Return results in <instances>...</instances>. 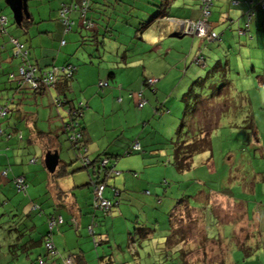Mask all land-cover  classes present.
Wrapping results in <instances>:
<instances>
[{
  "label": "crops",
  "instance_id": "crops-1",
  "mask_svg": "<svg viewBox=\"0 0 264 264\" xmlns=\"http://www.w3.org/2000/svg\"><path fill=\"white\" fill-rule=\"evenodd\" d=\"M218 1L213 4L218 9L211 10L209 17L210 27L219 36L215 46L206 45L200 37L188 44V52L195 50L194 55L199 50L209 54L208 58L213 62L207 74L217 75L219 81L210 84L216 96L211 99L200 97L206 106L211 107L210 113H204L202 117L208 118L211 114L217 123L221 118L223 123H231L233 120L228 111L233 112L234 119L242 121L244 117H250L251 111L254 114L259 108V123L264 128V98L259 106H252L249 95L252 88H257L264 96V69L256 73L255 67L260 58L264 59V12L256 9L250 25L252 35L239 37L237 33V39L232 27L236 25L239 28L244 23L246 0ZM121 2L89 0L91 11L88 16L96 22L94 14H99L102 23L112 26L109 23L112 17L123 12L119 6ZM135 4L137 9L149 15L148 18L155 14L164 15L147 25L142 23L148 18L143 19V15L137 11L133 19H127L130 22L127 26L135 24V37L139 32V41L154 46L155 51H151L148 57L149 70L142 67V75L137 63L142 59L140 53H146L144 48L147 44L135 55L128 56L124 52L121 56L124 66H98L97 74L90 76V67L78 64L75 72L69 76L72 82L69 77L61 75L53 87L33 92L28 84L10 80L9 75L16 74L19 61L11 56L10 44L1 47L5 37L0 35V103L7 99L12 102L10 112L0 119L4 132L0 138V171L8 168L5 176L0 175V264H264V162L260 169L254 167L250 170V180H238L237 184L229 175L218 173L219 166L210 161V149L194 153L184 169H178L174 163V145L179 141L177 131L181 124L176 125L181 105L178 99L181 103L185 102L186 92L191 88L189 80L201 77L196 68L188 72L183 69L184 76L188 75L182 83H177L179 68L176 64L182 61L183 53L171 45H163L167 41H174L167 38L170 33L171 38L178 36L177 41L184 40L181 38L183 35L176 34L177 24L174 20L196 19L199 0H135ZM30 13L26 20L23 17L21 24L27 34L23 42L29 49L31 62L39 69L61 66L56 62H70L57 52L56 44L63 38L59 41L58 34L48 26L41 29L32 26L34 19ZM78 14L74 10L70 16ZM7 32L10 31L7 29ZM100 34L102 39L114 44L117 57L118 39L112 40V37L102 35V31L98 30L90 32L89 36L96 41ZM236 42L240 43L235 47ZM139 46L140 43H137L136 47ZM205 49H208L207 52ZM185 58H188V54L182 61L184 65ZM145 77L157 78L154 87L143 83ZM100 81L107 84L99 85ZM206 81L203 79V84ZM237 81L238 84L234 83ZM47 90L52 102L61 97L70 101L68 105L74 108L79 101L83 102L80 121L85 133L86 153L91 159L108 155L117 171L108 175L100 173L105 179L104 196L113 202L109 214L92 207L88 183L95 167L87 170L75 157L68 155L65 136L60 135L62 122L67 119L64 117L67 105L54 104L65 111L61 113V123L48 119L54 111L49 109L46 98L41 96ZM224 90L238 94L241 111L233 109L236 107L234 103L223 102L221 97ZM138 93L145 98L141 106H138ZM187 105L186 102L181 116L185 124L188 121L185 115ZM216 105L222 109L215 108ZM217 110L219 114L216 116ZM250 121L253 123L252 119ZM191 123L194 127L189 130L187 124V132L181 140H190L194 136L199 116H193ZM204 130L207 129L198 131ZM135 139L139 142L140 150L125 154L124 151ZM34 143L56 148L45 150H57L58 160L51 174L35 166L38 160L32 157L29 149ZM199 153L201 156L197 157ZM32 158L34 161H31ZM205 173L212 177H204ZM18 175L27 179L23 193L30 188L31 197L16 190L13 178ZM224 190L230 192L225 193ZM34 204L40 205L41 210H31ZM50 213L60 214L63 218V222L50 233L58 251L56 255H48L42 241L48 232L46 216ZM189 216L190 221L194 222L187 229L185 220ZM208 216L210 223L218 229L216 236L208 235V231H211L207 225ZM225 219L226 222H220ZM92 220L96 243L87 231V225ZM223 226L228 230L223 232ZM188 230L194 237L188 236ZM225 234L224 239L220 240L219 235ZM199 235L202 240L198 243ZM148 238L165 241L164 249H161L165 254L163 262L143 263L138 247ZM111 240L116 243L115 249L97 248V242L111 244ZM124 241L125 251L132 256H127L120 249ZM67 255L70 261L65 263Z\"/></svg>",
  "mask_w": 264,
  "mask_h": 264
},
{
  "label": "rangeland",
  "instance_id": "rangeland-1",
  "mask_svg": "<svg viewBox=\"0 0 264 264\" xmlns=\"http://www.w3.org/2000/svg\"><path fill=\"white\" fill-rule=\"evenodd\" d=\"M73 1L74 0H27L28 12H31L30 14L32 15V18L34 19V23L32 24V26H35V25L39 26L40 29L44 26H48L50 30L54 29V32L58 34L59 41L61 40V38L64 39V44H61V43L56 44L57 52L61 54V56L64 55L63 57H66L65 60H70V62L66 61L63 64L71 63L72 65L75 66V69H76V66H78V64L79 66L88 65L90 67L88 73L90 76H93L97 74L98 66L105 67V68L117 66L118 64L124 66L123 61L121 60V56L122 54H124V52L128 56L135 55L137 54L136 52H138V50L142 51V47L147 44V46H145L144 48L146 53L144 52L140 53V56L142 57V59L137 64L138 65L140 64V70L142 67H145V69L149 70L150 62L148 61V57L152 53L151 51H155L153 50L154 46L151 45L150 43L139 41V32H137L136 37H135V29H136L135 24L134 26L132 25L127 26V24H130V22H128L127 19H133V15H135V11L141 13L143 15L142 17L143 19H147L149 17V15L144 14L143 10H139L136 8L138 6L137 4H135V0H121L122 2L119 4V6H121L120 8H123V12H119L117 16L112 17V19L109 22L110 24H112V26L105 25V23L101 22L102 16L99 14H94V17H96L95 25L92 28L91 27L84 28L80 22L81 16L78 14V16L76 15L71 16V18L74 19L75 24L70 30L65 32L63 31L64 28L58 19L57 9L61 3H71ZM214 2L213 4H216L217 0H214ZM218 2L220 3V0ZM88 3H89V0H88ZM217 9H218L217 5L211 8V10H217ZM90 11L91 10H88V14ZM261 11L264 12V9ZM0 12L4 13V15H6L8 18V23L6 27L8 31H10L9 34L16 36L20 40L23 41L27 37V34H25L23 28L18 26V24L14 20L13 13L10 7L5 3V0H0ZM26 19L27 17H24V20ZM123 20L126 21L124 22V24H122ZM211 20H213V15H212ZM211 20H210V23H211ZM76 25H78V27ZM104 29H106L107 31ZM237 29L238 27L236 25H233L232 32L233 34H235L236 38L238 39L240 36H243V35H238L239 36L238 37ZM97 30L102 31V35H107V37H112V40L118 39L119 54L117 55V57L115 56V53H114L116 48L113 47L114 44L112 42L109 43L106 41V39H102L101 34L98 36V39H96V41H94L93 38L89 36L90 32L97 31ZM170 34H168L167 38L173 39L174 41L173 42L167 41L166 43H164L163 46L168 47L169 45H171L178 52H182L183 55H181V58H180L182 59V61H184L183 60L184 57H186V54H188V58L187 59L185 58V65L182 61H179L178 64H176L177 67L179 68V76L176 82L182 83L183 82L182 80H184L183 78H185L188 75L186 74L184 76L183 69H185L188 72L191 68L198 69L200 73L199 76L202 79H207V81L201 86H193V94L189 95V97L185 99V102L181 103L178 99V102L181 104L179 108V113L177 114V118H176V125H178L181 122V116L184 111L185 103L186 102L188 103V107L192 106L193 104H195L193 99L195 97H198V95L201 97H205V98L207 97L208 99L213 98L214 96H216V93L214 89L210 87V84L215 83V82L219 83V81L217 79V75L215 74L211 75V73L207 74L210 71L212 67V62H213L210 58H208L209 54L202 52L203 55L205 56V66L204 67H201L200 65H197L192 61L195 50L188 52V49H189L188 44H190V41L192 44V42L196 41L199 37L195 35L193 36V35L185 34L181 36V38H184V40L177 41L176 37L178 36H175V37L172 36L171 38ZM102 40L104 41L103 44L101 43ZM137 43H140L139 48L136 47ZM239 43L240 42H236L235 47L238 46ZM206 45H209L210 47L215 46V40L206 42ZM149 48H152V49L149 51ZM207 50L208 49H205V52H207ZM56 63L57 65H63V64H60L59 62H56ZM252 64H255V63H252ZM260 64H262V66H260ZM263 64H264V59L260 58L259 64L258 63L255 64L256 73H258L260 69H264V68H261V67H264ZM132 66H135V64H132ZM246 66L249 67L247 63H246ZM142 73H143V70L140 71V75H142ZM144 73H146V71ZM68 79H70V82H72L71 77H69ZM192 80H194V78ZM192 80H189L188 83L192 84V82H190ZM234 83L238 84V81ZM252 89H250L252 91L249 93L252 106H259V103L263 101L264 96L260 95V92L258 91L257 88H252ZM222 92H223V96L221 97V99L223 100L224 103L230 102L232 105L234 103L236 107H233V109H237L238 111L242 110L240 106L241 98L238 96L237 93L233 95L227 90H224ZM31 96L33 97L34 94L31 93ZM41 96H44L46 98L49 109L54 111V114L49 116L48 119H52V120L55 119L58 121V123H61L60 122V116H62L61 113L65 112L63 107L57 108L54 106V103L52 102V98L49 95L48 90L45 93H42ZM30 102L34 104L33 100H30ZM210 108L211 107L206 106L201 101H198L196 103L195 107L193 108L191 113L188 115L187 124H188L189 130H191L194 127L193 125H191L192 124L191 118H193V116L198 115L199 124H197L196 126L197 128L196 131L203 130V129H209L208 133H209L210 141H211V150H209L208 155L209 154L211 155L210 161L213 162L216 166H219L218 173L220 175H225V174L226 176L229 175V177L231 178V180L234 181L235 184H237L238 180L239 181L250 180L251 179L250 170H252V168L254 167L260 169L259 167L262 166L264 162V142H263L264 141V128L259 123V116H258L259 114L257 111L259 110V108H257V110L254 111L255 115L251 114L252 113L251 111L250 117H244L242 121H239L238 119H234L233 112L228 111L227 114H229L230 118H232L231 120H233L231 123H223L222 118L218 120L219 123H217L216 118L213 119V116H211V114H210L211 117L209 116L208 118L207 117L203 118L202 116L205 115L207 112L210 113V110H211ZM215 108L222 109V107H220L219 105H216ZM218 114L219 113L217 110L215 112V115L217 116ZM250 119H252L253 123H251ZM210 121H213V122L208 123ZM60 135L65 136L64 144H67L68 146V149H67L68 155L69 156L72 155V157H75V153L70 148L69 141L66 139L67 137L66 133L62 132L60 133ZM34 144L35 145H32L29 149H30V152L32 153V157H36L38 160L35 166H38L39 170H44L43 171L44 173L47 172L48 174H51L52 171H48L44 166L45 165L44 158L46 155L45 150L46 149L54 150L56 148H53L54 146H45L46 147L45 148L43 145H40L39 143H34ZM196 156L197 157L201 156V153L197 154ZM194 162L196 161L194 160ZM192 172L193 171H190V173ZM205 176L212 177L211 174H207V173L204 174V177ZM252 177L254 178V174ZM26 182H28L27 179H26ZM226 183H228V180H226ZM224 192L229 193L230 191L224 190ZM21 194H24L28 197L32 196V193L30 192V188H27V193L21 192ZM206 212L209 213V210H206ZM210 221H211L210 216H208L207 225H209L208 226L209 230L211 229V231H208V235L216 236L218 235L217 234L218 229L216 228V225L210 223ZM222 221L226 222L227 220L226 219L220 220V222ZM185 222L188 223V226H187V229H188L192 226V223L194 221L191 222L190 216H189L186 218ZM227 230L228 228L226 226H223V232ZM188 232H189L188 236H190V238L194 237V235L190 233V230H188ZM226 235L227 234L221 235V237L219 235V239L220 240L221 238L224 239ZM200 236L201 235L198 236V243L202 240L200 239ZM204 241H206V239H204ZM220 242L221 241H219V244L221 245ZM110 243L111 244H109V242L107 243L98 242L97 248L98 249H101V248L110 249L111 247H113L115 249L116 248L115 241L111 240ZM164 243H165L164 240L154 239V238H148L145 242H143L142 246L138 247L140 258L142 259L143 263L144 261H147V262L155 261L157 263L159 261L163 262L162 259L164 258L165 254L164 252L161 251V249H164ZM125 246L126 244L124 241V244L120 246V249H123V252L127 256L128 254L129 256H132V254L125 251L124 249L126 248Z\"/></svg>",
  "mask_w": 264,
  "mask_h": 264
},
{
  "label": "built area",
  "instance_id": "built-area-1",
  "mask_svg": "<svg viewBox=\"0 0 264 264\" xmlns=\"http://www.w3.org/2000/svg\"><path fill=\"white\" fill-rule=\"evenodd\" d=\"M214 0H199V15L196 19L183 18L174 20L177 24L176 34L178 35H195L197 37L202 38L205 42L213 41L218 39V34L210 27L209 17L211 14V6ZM236 2V1H234ZM250 5L258 4L261 8H264V0H248ZM88 6V0H80L79 3L71 2V3H62L58 9L59 17L62 23L65 25V30H68L71 25H73L74 21L70 17V12L73 10H78L81 14V23L85 27H92L93 22L90 20L84 19L83 14ZM246 18H250V13H246ZM6 22V16L0 14V25H4ZM248 32V23L245 22L244 28L241 30V33ZM11 42L14 45L13 48V56L18 58L19 64L17 67L16 74L10 73V78L15 79L18 83H26L29 85L31 89L35 91H43L45 89L51 88L57 82V78L61 75H65L67 77L71 76L75 66L72 64H67L65 66H56L52 65L49 68L39 69L35 63L29 60V51L27 48L20 43L16 38H11ZM64 43V40H61V44ZM194 60L200 65H204L203 56L197 55L194 56ZM156 78L148 77L146 79V83L149 86H152ZM106 81H100L99 85H106ZM138 106H141L145 103V99L141 97L142 95L138 93ZM58 97L53 100L54 104L59 105ZM82 106V102L79 101L77 104V108ZM11 110V101L9 99L0 103V119L6 116ZM77 119L78 116L75 117L74 120H70L67 122H63L62 128L67 135V138L70 140L71 144H73V148H75V158L78 159L82 167H89L92 160L85 152V147L82 142H80V132L77 128ZM3 129L0 124V138L3 135ZM140 150V145L137 140H134L129 148L125 150V154L131 153L133 151ZM34 161V158L31 159ZM8 171V168H3L0 171L1 176H5ZM104 172L103 175H108L111 173H117L114 169L113 164L110 162L109 158L106 156L100 157L97 162V166L95 167L92 175L89 179V185L92 193V201L91 205L96 210L102 211L104 214H109L111 208L113 206V202L111 199L104 196L105 182L101 181L100 173ZM136 175V173H134ZM13 184L17 191L25 192L26 190V180L23 175H18L13 178ZM116 195V191L114 190ZM32 208L39 209L38 204H34ZM63 222V218L60 214H52L47 218V228L48 232L44 236L43 245L48 255H56L58 254L53 241L50 238L51 230L61 224ZM94 221L92 220L87 225V231L92 236V240L96 243V239L93 231ZM41 261V260H39ZM70 261L69 255L65 256L64 262L68 263Z\"/></svg>",
  "mask_w": 264,
  "mask_h": 264
},
{
  "label": "trees",
  "instance_id": "trees-1",
  "mask_svg": "<svg viewBox=\"0 0 264 264\" xmlns=\"http://www.w3.org/2000/svg\"><path fill=\"white\" fill-rule=\"evenodd\" d=\"M77 1V3H79L80 2V0H76ZM236 1V0H235ZM214 2V1H213ZM245 3H246V10H245V20H244V23H243V25L242 26H240L238 29H237V33L239 34V35H243V36H247V37H250L251 35H252V32H251V28H250V25H251V21H252V19H253V16H254V14H255V11H256V9H261V10H263L264 8H261L258 4H255V5H250L249 3H248V0H246L245 1ZM62 4V3H61ZM60 4V5H61ZM212 6H213V4H212ZM212 6H211V8H212ZM60 7V6H59ZM59 7H58V9H59ZM58 9H57V12H58ZM76 10V9H75ZM88 10H89V7L87 6V8H86V10L84 11V14H83V16L82 17H84V19H86V20H90V21H92L93 22V26L95 25V21H94V18H91V17H89L88 16ZM74 11V10H73ZM76 11H78V10H76ZM72 12V11H71ZM71 12H70V14H71ZM79 12V11H78ZM247 12H249L250 13V18L249 19H247L246 18V13ZM80 13V12H79ZM1 14V13H0ZM4 15V14H3ZM58 15V19H59V21H60V23L62 24V26H63V28H64V30L63 31H65V32H67L68 30H70L72 27H73V25H71V27L68 29V30H65V25L62 23V21H61V19H60V17H59V14H57ZM6 16V15H5ZM80 16H81V14H80ZM159 16H161V17H163L164 15H159V14H155V15H153V16H151L150 18H148L147 20H145L144 21V23H142V24H144V25H147V24H149L153 19H156V17H159ZM71 17V16H70ZM72 19V18H71ZM7 22H8V20H7V16H6V22H5V24L4 25H0V35H2V36H5V40L2 42V44H1V47H3L6 43H8V44H10L11 45V56H13V54H12V52H13V48H14V45L12 44V42H11V38H16L20 43H22L24 46H25V44H24V42L23 41H21V40H19L17 37H15V36H13V35H11V34H9L8 32H7ZM81 22V21H80ZM245 22H247L248 23V32L247 33H241V30L244 28V24H245ZM17 23V22H16ZM22 22L20 21L19 23H17L18 24V26H20V27H22V24H21ZM82 24V23H81ZM82 26L84 27V28H90V27H85L83 24H82ZM92 26V27H93ZM91 27V28H92ZM218 34V33H217ZM219 37V36H218ZM202 39V38H201ZM64 40V39H63ZM203 40V39H202ZM204 41V40H203ZM60 43H61V41H60ZM64 44V43H63ZM26 47V46H25ZM27 48V47H26ZM27 50L29 51V49L27 48ZM30 55V54H29ZM197 55H202L203 56V61H205V57H204V55L201 53V51L199 50V51H197L196 52V54L194 55L195 57L197 56ZM13 58H16V57H14L13 56ZM17 60H18V58H16ZM29 60H30V57H29ZM31 61V60H30ZM192 61L195 63V64H197V65H200L199 63H197L195 60H194V57H193V59H192ZM67 64H71V63H67ZM67 64H64V65H61V66H65V65H67ZM204 66H205V64H204ZM64 77H65V75H63ZM10 77V76H9ZM148 77H145L144 78V80H143V83L145 84V85H147L148 87H150V88H152V87H154V84H155V82L157 81V78H156V81L154 82V84L152 85V86H149L147 83H146V79H147ZM154 78V77H153ZM10 80H14V81H16L15 79H12V78H10ZM203 79L201 78V79H199V78H197V79H195V80H193V82H192V84H191V88H190V90H188L187 92H186V96L187 97H189V95H191V94H193V86H201L202 84H203ZM17 82V81H16ZM18 83V82H17ZM30 88V87H29ZM31 89V88H30ZM33 92H36L34 89H31ZM42 91V90H41ZM141 97H143V96H141ZM200 97L201 96H199L198 95V97H195L193 100H194V102H195V104H193L192 106H190V107H188V105H187V107H186V109H185V115L186 116H188L190 113H191V110H193V108L195 107V105H196V103L198 102V101H203V100H201L200 99ZM144 98V97H143ZM60 101H59V105H56V106H63V105H67V109H66V113H65V118H67L64 122H67V121H70V120H74L75 119V117L76 116H78V119H77V128H78V130H79V132H80V136H81V138H80V142H82L83 143V145H84V147H85V152H87V147H86V140H85V133H84V128H83V126H82V123H81V116H82V109H83V107H84V104H83V102H82V106H80L79 108H77V106H75V108L74 107H70V105H68V103L70 102V101H68V100H65V99H63V98H61V97H59L58 98ZM145 99V98H144ZM187 99V98H186ZM65 101V102H64ZM72 106V105H71ZM62 124H63V122H62ZM187 124H185V122H183L182 123V121H181V124H180V126H179V131H177V137L179 138V141L174 145V163H175V165H176V167L178 168V169H184L185 167H187L188 165H189V162H190V160H191V157H192V155L194 154V153H196V152H199V151H203V150H205V149H210L211 150V141H210V136H209V129H207V130H204L205 132H202V131H197L196 133H194V136H192V138L189 140H181L180 138L181 137H183L184 136V134H185V132H187ZM62 130H63V128H62ZM62 132H64V130L62 131ZM65 133V132H64ZM68 141H69V144H70V148L75 152V148H73V144H71V142H70V140L69 139H67ZM136 140V139H135ZM134 141V140H133ZM131 145V144H130ZM129 145V146H130ZM129 146H128V148H129ZM128 148H126V150L128 149ZM125 152V151H124ZM106 157H108V158H110L108 155H105ZM100 157L101 156H97V157H95V158H93V159H91L92 160V162H91V164L89 165V167H83V168H85V169H89V168H94V167H96L97 166V162H98V160L100 159ZM78 160V159H77ZM80 163V162H79ZM101 177V181H105V179H104V177H102V176H100ZM89 184V183H88ZM112 200V199H111ZM40 206V205H39ZM31 210H36L35 208H31ZM39 210V209H38ZM40 210H41V208H40ZM39 210V211H40ZM39 211H37V212H39ZM52 214H57V213H50V214H48L47 216H46V222H47V218H48V216L49 215H52ZM46 233V232H45ZM44 236H45V234H44ZM42 241H44V237L42 238ZM98 243V242H97ZM44 246V245H43ZM46 251V250H45Z\"/></svg>",
  "mask_w": 264,
  "mask_h": 264
},
{
  "label": "water",
  "instance_id": "water-1",
  "mask_svg": "<svg viewBox=\"0 0 264 264\" xmlns=\"http://www.w3.org/2000/svg\"><path fill=\"white\" fill-rule=\"evenodd\" d=\"M5 3L10 7L14 20L19 23L23 17L28 16L27 0H5ZM25 15V16H24ZM58 160L56 151L46 152L44 163L48 171H53Z\"/></svg>",
  "mask_w": 264,
  "mask_h": 264
}]
</instances>
